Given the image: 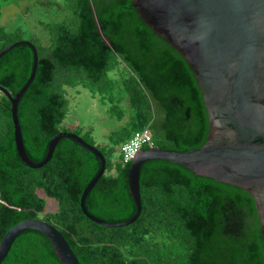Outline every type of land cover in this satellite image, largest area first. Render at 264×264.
Returning <instances> with one entry per match:
<instances>
[{"label":"trees","instance_id":"1","mask_svg":"<svg viewBox=\"0 0 264 264\" xmlns=\"http://www.w3.org/2000/svg\"><path fill=\"white\" fill-rule=\"evenodd\" d=\"M4 1L0 51L26 41L22 30L8 32L1 24ZM62 7L60 21L42 24L45 40L27 39L38 60L17 104L24 149L31 161L41 162L51 138L64 131L65 87L87 89L123 125L107 146H96L105 171L84 205L103 221L122 222L136 213V205L128 184L131 161H123L121 144L148 127L153 147H201L208 133L202 93L184 58L142 21L132 0H62ZM33 60L32 48L23 42L5 52L0 86L15 96L28 81ZM74 133L95 146L91 129ZM100 167L96 155L69 138L57 142L44 166L26 167L16 151L11 103L3 94L0 241L16 223L42 219L61 232L80 264H264L259 217L246 191L176 163L148 160L139 169V217L127 226L105 227L80 209L83 189ZM47 199L56 202V210L46 211ZM1 264L61 263L42 233L26 229Z\"/></svg>","mask_w":264,"mask_h":264},{"label":"water","instance_id":"2","mask_svg":"<svg viewBox=\"0 0 264 264\" xmlns=\"http://www.w3.org/2000/svg\"><path fill=\"white\" fill-rule=\"evenodd\" d=\"M132 6L142 21L184 58L192 71L208 117L204 144L189 151L140 149L131 160L128 173L136 213L118 223L91 215L85 208V198L103 175L106 165L96 146L76 133L63 131L51 138L41 162L35 163L26 155L17 104L34 79L38 56L30 41H22L33 50L31 75L15 96L0 86L11 103L14 142L20 160L29 168L44 166L61 138H69L96 155L101 167L83 189L80 209L92 222L112 228L133 223L141 213L138 179L143 162L157 159L182 165L198 176L249 193L255 202L264 246V0H132ZM22 42L6 46L0 51V57ZM26 229L42 233L61 264H80L61 232L42 219H25L6 231L0 241V264L17 235Z\"/></svg>","mask_w":264,"mask_h":264},{"label":"rangeland","instance_id":"3","mask_svg":"<svg viewBox=\"0 0 264 264\" xmlns=\"http://www.w3.org/2000/svg\"><path fill=\"white\" fill-rule=\"evenodd\" d=\"M63 17L62 0H5L2 8L1 24L8 32L23 31L22 38L27 41L32 35L45 40L47 33L42 24L60 21ZM69 111L61 127L74 133L77 128L92 130L95 146L100 148L109 144V136L123 123L111 118L96 97L82 87H65ZM3 94L0 92V99ZM56 210V202L47 199L46 211ZM43 216L42 214L40 217Z\"/></svg>","mask_w":264,"mask_h":264},{"label":"built area","instance_id":"4","mask_svg":"<svg viewBox=\"0 0 264 264\" xmlns=\"http://www.w3.org/2000/svg\"><path fill=\"white\" fill-rule=\"evenodd\" d=\"M144 146L153 147L152 133L148 127L136 131L128 141L121 144L120 152L123 161H131Z\"/></svg>","mask_w":264,"mask_h":264}]
</instances>
